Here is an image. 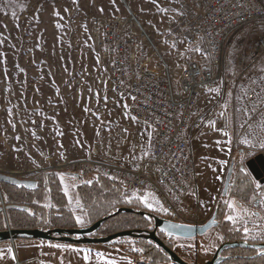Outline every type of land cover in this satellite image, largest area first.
<instances>
[{
  "label": "rangeland",
  "instance_id": "374dc122",
  "mask_svg": "<svg viewBox=\"0 0 264 264\" xmlns=\"http://www.w3.org/2000/svg\"><path fill=\"white\" fill-rule=\"evenodd\" d=\"M177 1L0 0V173L38 181L49 193L48 178L42 181V177L54 173L67 200L66 210L73 213L78 228L95 223L87 220L90 207L79 197V188L99 176L72 175L64 165L85 158L117 160L122 153L146 154L150 141L149 125L131 114L130 98L100 78L91 22L96 17L120 15L150 46L145 35L153 39L165 56L161 35ZM251 37L232 39L227 72L235 67L239 51ZM175 51L173 48L167 53L170 68L180 64L174 59ZM153 62L162 64L158 56ZM226 88L222 78L203 95L188 130L196 183L178 208L174 222L205 223L220 204L225 209L222 219L227 222L220 228L217 219L219 226L205 235L171 240L172 249L190 264L210 261L222 244L232 241L235 227L255 231L258 243L264 242V185L234 168L237 157ZM218 117L230 119L222 130L215 127ZM232 167L234 172L224 193ZM1 185L0 206L4 207L7 197ZM39 204L51 212L58 209L52 196ZM134 206L138 213L165 219L156 204L136 201ZM4 215L5 230L13 229L5 209ZM134 238H119L117 244L76 245L24 236L0 242V264H175L172 260L153 262ZM257 253L226 251L223 256H231V260L220 264H264V254Z\"/></svg>",
  "mask_w": 264,
  "mask_h": 264
},
{
  "label": "built area",
  "instance_id": "2783aa9c",
  "mask_svg": "<svg viewBox=\"0 0 264 264\" xmlns=\"http://www.w3.org/2000/svg\"><path fill=\"white\" fill-rule=\"evenodd\" d=\"M91 27L100 78L130 98L131 114L149 125L150 141L146 154L119 151L117 160L79 159L64 165L67 173L112 180L123 195L158 205L165 219L174 221L196 183L189 127L203 95L224 78L234 168L264 185L248 167L249 161L264 157V0H178L161 35L165 56L120 15L96 17ZM251 34L227 72L230 42ZM173 48L180 64L170 68L166 59ZM155 56L163 65L154 64ZM228 123L215 119L220 130Z\"/></svg>",
  "mask_w": 264,
  "mask_h": 264
},
{
  "label": "trees",
  "instance_id": "16d2710c",
  "mask_svg": "<svg viewBox=\"0 0 264 264\" xmlns=\"http://www.w3.org/2000/svg\"><path fill=\"white\" fill-rule=\"evenodd\" d=\"M50 193L45 185H39L38 181L30 185H16L9 181H3L1 185L7 197V203L4 207L0 206V231L6 229L4 219V209L13 229H75L78 228L74 223L73 213L66 210L67 200L62 191V185L54 173H47ZM33 181V180H32ZM45 181V180H44ZM79 197L90 208L88 209L87 220L96 222L108 215L107 220L95 232L93 236L104 237L115 234L123 230H152L153 219L147 215L138 212H122L115 214L119 208H135L136 201L126 199L121 195V187L114 181L99 176L95 181L81 184ZM52 196L57 210L51 212L39 203L46 202L47 198ZM224 205H219L215 211L216 218L220 221V228L226 226L224 217ZM114 214H111L113 213ZM158 236L172 249L171 240L176 237L166 236L164 232L158 231ZM255 231H249L245 226L235 227L230 235L232 241H248L258 243ZM30 238V237H29ZM129 238V237H127ZM153 262H167L171 260L169 255L154 241L144 238H134ZM120 239L112 241L117 244ZM80 245V244H76ZM242 249L245 251L257 252L250 248H231ZM231 258V257H230ZM229 258V259H230ZM231 260V259H230Z\"/></svg>",
  "mask_w": 264,
  "mask_h": 264
},
{
  "label": "water",
  "instance_id": "95a60500",
  "mask_svg": "<svg viewBox=\"0 0 264 264\" xmlns=\"http://www.w3.org/2000/svg\"><path fill=\"white\" fill-rule=\"evenodd\" d=\"M248 167L255 178V180H262L264 182V157L259 156L256 160H251L248 162ZM232 176V168L227 174L224 193L227 192ZM9 181L16 185H29L34 183L32 180H21L17 177L6 175L0 173V182ZM121 212H136L133 208H121L117 213ZM140 214L147 215L154 220L153 230H125L120 231L112 235L105 237H94V234L106 221L107 217L96 221L94 224L75 229H7L0 231V242H5L9 240H16L20 237H30L37 240H47V241H58L70 244H103L111 243L119 238L123 237H136L144 238L154 241L158 246H160L171 258L175 264H190L185 261L177 252L171 249L165 244V242L158 236V231H162L166 236L191 239L196 238L208 233L211 229L219 226V221L214 214L207 222L202 224L193 223H180L174 222L167 219L157 217L153 214L146 212H139ZM231 248H250L254 250H259L257 255L264 254V242L263 243H250L248 241H228L222 244L216 251L213 258L203 264H220L225 261L228 257L223 256V252Z\"/></svg>",
  "mask_w": 264,
  "mask_h": 264
},
{
  "label": "flooded vegetation",
  "instance_id": "af4514ba",
  "mask_svg": "<svg viewBox=\"0 0 264 264\" xmlns=\"http://www.w3.org/2000/svg\"><path fill=\"white\" fill-rule=\"evenodd\" d=\"M30 185V184H29ZM227 251V250H226ZM226 251L225 252H223L222 254H224V253H226ZM257 251H259V250H257ZM231 256H229L228 258H230Z\"/></svg>",
  "mask_w": 264,
  "mask_h": 264
},
{
  "label": "snow or ice",
  "instance_id": "6c2138e0",
  "mask_svg": "<svg viewBox=\"0 0 264 264\" xmlns=\"http://www.w3.org/2000/svg\"><path fill=\"white\" fill-rule=\"evenodd\" d=\"M102 10V9H101ZM227 133H225V135H226ZM229 219H231V217H229Z\"/></svg>",
  "mask_w": 264,
  "mask_h": 264
}]
</instances>
